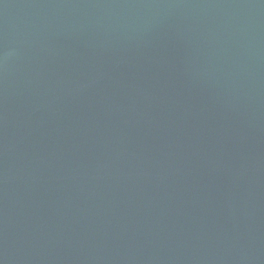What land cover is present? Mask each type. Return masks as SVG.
Listing matches in <instances>:
<instances>
[{"label":"water","instance_id":"95a60500","mask_svg":"<svg viewBox=\"0 0 264 264\" xmlns=\"http://www.w3.org/2000/svg\"><path fill=\"white\" fill-rule=\"evenodd\" d=\"M0 264H264V0H0Z\"/></svg>","mask_w":264,"mask_h":264}]
</instances>
